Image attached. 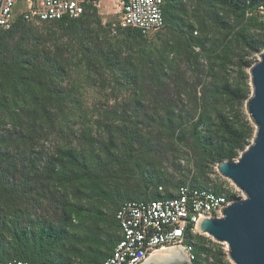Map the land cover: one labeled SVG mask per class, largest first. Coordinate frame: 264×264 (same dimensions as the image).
<instances>
[{"label":"trees","instance_id":"1","mask_svg":"<svg viewBox=\"0 0 264 264\" xmlns=\"http://www.w3.org/2000/svg\"><path fill=\"white\" fill-rule=\"evenodd\" d=\"M164 1L165 29L169 22L176 23L172 29L179 33L180 41H167L161 49L147 48L129 56L107 46L109 41L101 34L111 36L110 26L103 27L100 21L97 27L78 26L96 17L97 10L80 19L50 23L75 30L81 58L86 68L94 72L95 79L89 84L105 90L111 81L109 73L120 74V84L129 95L121 113L113 111V122L124 121L123 125L108 126L100 121L94 124L86 113L80 115L78 126L71 124L76 112L74 104L79 99L74 103L73 92L64 86L68 70L61 56L49 47L31 45L32 40L43 38L34 34L31 25L17 23L11 31L0 33V210L7 206L10 209L0 211L1 262L18 259L29 264H51L54 259H64V249L83 264H103L107 257L103 259L98 248L84 245L83 231L89 223L110 222L116 228V237L108 244L112 251L118 241L115 215L122 203L161 199L159 186L176 188L185 184V175L175 183L167 172L164 161L172 149L175 152L188 146L194 163L205 174V167L235 161L251 144L255 128L236 107H242L252 93L246 70L254 63L246 58L264 51V14L260 12L264 0H195L198 10L206 12L203 16L198 11L194 13L197 26L176 14L171 17L170 12L181 0ZM195 30L200 33L196 31L195 35ZM17 31L22 35L10 49L6 41ZM122 32L133 40L145 38L137 29ZM233 44L243 52L236 63L239 78L233 82L219 80L220 61ZM177 49L184 54L187 69L197 75L194 81L187 78L181 60L174 54ZM204 76L213 77L216 83L199 96L198 87ZM217 104L223 109H218ZM139 118L148 121L149 130L140 127ZM153 125L166 132L171 139L169 144L153 133ZM4 130H8L7 134ZM103 132L111 135L99 140ZM14 136L31 145L33 151L34 143L50 137L69 142H60L38 157L11 155L5 147L17 142ZM179 168L185 169L181 164ZM120 174V179L127 176L129 187H117L113 194L105 183ZM133 177L142 183L140 188L130 186ZM50 186L65 192L57 198L62 211L56 222L32 218L19 205L11 207L19 200L26 201V206L32 200L43 202L40 194ZM151 186L154 189L149 192ZM95 197L111 201L115 208L111 219L101 209L83 203ZM9 239L10 244L34 239L39 246L31 253L23 249L6 258L4 246ZM198 239L201 241L202 237ZM68 243L71 247H67ZM195 251L199 255L205 250L198 247ZM68 261L71 258L65 259V264Z\"/></svg>","mask_w":264,"mask_h":264},{"label":"rangeland","instance_id":"2","mask_svg":"<svg viewBox=\"0 0 264 264\" xmlns=\"http://www.w3.org/2000/svg\"><path fill=\"white\" fill-rule=\"evenodd\" d=\"M98 11V10H97ZM198 11V12H197ZM197 12L200 16L206 14L205 11H200L197 8V4L195 0H181L180 4L175 8L174 12H170L171 17L173 15L177 16L178 18H184L186 22L195 24L197 26V22L194 16V13ZM187 13V14H185ZM120 19V15L116 7L113 3H110L109 0H103L101 9L97 12V16L91 19H86L83 23H80V28H85L88 25L90 27H97L98 22H102L103 27H113L114 25H118V21ZM179 23V22H177ZM68 25H60V24H41L37 26H32V30L37 37H43L38 40H32L31 45L40 46V47H49L51 51L55 54H59L63 61L66 63L68 75L65 76L64 86L69 91V93L73 92L72 97L76 99L78 97V103L74 104L76 108V112L74 117L71 119V124L74 126H78V122L82 121L80 119L81 114H88L91 117L92 123L96 124L97 121H100L103 125H123L125 124L124 121L120 122H113V118L115 116L114 110H119V114L121 113V108L123 106V101L128 99V92L122 87L120 84V74L119 73H109L111 81L110 85L107 89H100L99 87L92 86L91 81L94 78V72L89 71L86 68L85 61L81 58V54L79 51L78 43L75 39V30H71ZM177 24L173 22H169L167 28L161 31L160 34H152L149 37H145L143 41L133 40L130 38L126 33H120L117 37H111L107 34H101L102 37H106L109 41L107 46L109 48L116 49L117 51H121L124 56L133 55L134 53L141 51L143 49H161V46L165 44L167 41H175L178 42L179 40V33L174 32L172 28H176ZM198 31L195 30L194 33ZM199 32V31H198ZM175 33V34H174ZM200 33V32H199ZM22 32H16L13 35V38H9L6 43L8 48H12L16 42L20 39ZM45 40V41H44ZM179 46V45H178ZM262 53V52H261ZM260 53V54H261ZM174 54L181 60L182 67L187 74V78L192 79L193 81L196 79L195 75H192V72L187 69V65L183 61H185V57L183 58V53L181 50L177 49L174 51ZM225 54V53H224ZM243 52L240 51L239 47L235 46L234 44L231 45L230 51L223 56V61H220L221 68L218 72V79L223 80L227 79L231 82L237 81L239 78L238 74V66L236 63L239 62V55H242ZM260 54L249 56L246 58L248 61L253 62L254 64L257 63L260 59ZM9 60V59H8ZM206 63V62H205ZM206 69V68H205ZM249 70L247 69L246 72L249 74ZM88 76L92 78H88ZM250 76V74H249ZM249 81V82H248ZM247 84L251 87V80H249ZM191 82V81H189ZM216 81L213 77L204 76L202 79L201 85L198 87V91L201 92L199 96H202L204 93V89H209L215 84ZM252 88V87H251ZM83 93L82 96L79 92ZM212 89V88H211ZM19 96H16V100H18ZM247 103V102H246ZM246 103L242 105V107H236V111L242 115L243 119H247L250 121L252 126V121L250 120L249 114L247 112ZM216 105V104H215ZM218 109H223V106L217 104ZM71 108V107H70ZM199 109V113H200ZM229 114L230 111L226 110ZM152 114V113H151ZM150 119V117H149ZM242 121L244 122V120ZM138 124L144 130L146 126H148V121L143 118H139ZM129 123V122H128ZM7 129H10L9 127ZM147 129V128H146ZM145 129V130H146ZM149 130V129H147ZM153 133L157 135H161L164 137V144H169L171 139L167 137L165 134L166 132H161L159 126L153 125L151 128ZM8 130H4V134H7ZM104 133V132H103ZM163 135H162V134ZM111 134L104 133L102 138H98L99 140L105 139L107 136ZM13 139L17 142L7 143L5 150L11 155H33V157H38L41 153L46 152V150H53L58 143L65 144L69 139L61 140L62 137H50L48 140L38 141L35 144L34 151L31 148V145L23 143L19 141L18 136H14ZM186 149H181L179 147L178 150L175 152L172 149V153L166 156L165 158V166L167 172L170 174L172 180L175 183H179L181 179L184 177V183L191 182L193 184L199 186H210V184L218 186V178H213L215 168L217 165H209L205 167V174L202 172V169L198 167L194 163V158L189 150V147L186 146ZM33 151V152H31ZM239 158V157H238ZM237 158V159H238ZM236 159V160H237ZM182 161L185 163L183 164ZM179 164L183 166L185 169L179 168ZM195 164V166H194ZM122 178V174L120 176L114 175L111 181H107L105 185H107V189H111L112 193L119 187L120 189H124L128 186V179L127 176L124 179ZM142 185L137 177H133L130 181V186L136 188ZM42 194L43 202H35L32 200L30 204L27 206L25 205L26 201L19 200L17 202H13L11 207L15 208V205L22 206L24 211L29 212L32 218H40L43 217L46 220H51L56 222L62 211V203L61 200H58V196L64 195V190H59L54 188L53 186L44 187ZM140 188V187H138ZM174 188V187H169ZM154 189L153 186L150 187L149 192ZM71 191V188L68 189ZM115 193V192H114ZM113 193V194H114ZM63 200V199H62ZM85 205L94 206L98 209H101L110 219L112 216L113 211L115 210L114 206L112 205L111 201L104 200L102 197H95L94 200L88 202H83ZM1 211V210H0ZM10 212L9 206L5 208L4 212ZM116 228L112 226L110 222L107 224H95L89 223L88 227L83 231V238L85 239L84 245L85 246H94V248H98L101 250L103 255V259L108 257L111 254V250L108 249L109 242L112 241L116 236ZM9 242L8 245L4 246V249H7L5 254L6 258H10L15 256L17 251L19 250H27L28 253L34 251L39 244L33 239L30 241L25 242H17L10 244L11 239L7 240ZM79 246L80 243H77ZM97 245V246H96ZM73 246V245H72ZM67 247H71V244L68 243ZM204 247L202 253H200L199 259L197 260L199 264H234L231 259L229 258V247L226 243H219L216 242L212 237H202V240L199 241L198 237L195 238V248ZM66 248V247H65ZM2 248H0L1 250ZM63 249V248H61ZM5 251V250H3ZM62 254L64 259H54L51 264H65V259L71 258V261H68L67 264H83L79 259L71 255L70 253H65L64 249L62 250ZM222 252L224 255H220L219 253Z\"/></svg>","mask_w":264,"mask_h":264},{"label":"built area","instance_id":"3","mask_svg":"<svg viewBox=\"0 0 264 264\" xmlns=\"http://www.w3.org/2000/svg\"><path fill=\"white\" fill-rule=\"evenodd\" d=\"M109 2L120 15L118 25L111 27L113 37L118 36L120 30L129 28L139 30L145 37L165 29L164 0ZM102 3L103 0H0V33L11 31L17 23L37 26L80 19L94 10L99 11ZM260 12L264 14V7ZM215 177L219 180L217 187L191 182L176 188L159 186L161 199L122 203L115 215L119 226L118 241L103 264H143L150 256L175 246H185L190 261L195 264L199 259L195 238H210L198 231L200 218H222L223 208L246 198L235 183L218 172L217 167ZM0 264L29 263L13 259L0 261Z\"/></svg>","mask_w":264,"mask_h":264},{"label":"water","instance_id":"4","mask_svg":"<svg viewBox=\"0 0 264 264\" xmlns=\"http://www.w3.org/2000/svg\"><path fill=\"white\" fill-rule=\"evenodd\" d=\"M249 70L252 93L246 103L255 126L251 144L236 161L218 164V172L235 183L246 198L222 209V218H200L197 229L226 243L234 264H264V51ZM185 246L150 256L143 264H194Z\"/></svg>","mask_w":264,"mask_h":264}]
</instances>
